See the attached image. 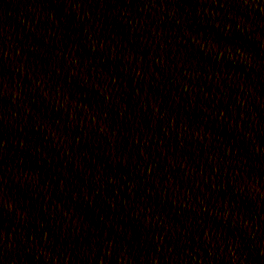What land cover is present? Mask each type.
Returning a JSON list of instances; mask_svg holds the SVG:
<instances>
[{
	"label": "water",
	"instance_id": "1",
	"mask_svg": "<svg viewBox=\"0 0 264 264\" xmlns=\"http://www.w3.org/2000/svg\"><path fill=\"white\" fill-rule=\"evenodd\" d=\"M0 264H264V0H0Z\"/></svg>",
	"mask_w": 264,
	"mask_h": 264
}]
</instances>
